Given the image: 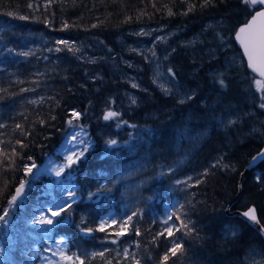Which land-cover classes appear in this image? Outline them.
I'll use <instances>...</instances> for the list:
<instances>
[{"label":"trees","instance_id":"16d2710c","mask_svg":"<svg viewBox=\"0 0 264 264\" xmlns=\"http://www.w3.org/2000/svg\"><path fill=\"white\" fill-rule=\"evenodd\" d=\"M7 3L13 7H0V88L6 90L0 92V123L8 127L0 132L14 140L21 138L12 132L15 124L31 129L32 134L23 138L29 145L23 155L32 156L40 167L49 157L62 159L59 149L70 131L66 121L75 109L82 114L75 123L84 125L93 142L80 162L65 171L64 177L71 171V182L81 199L70 209L71 222L57 225L51 233L53 241L67 236L69 255L78 250L123 248L138 241L140 246L133 245L129 251L137 253L141 264H161L170 240L178 238L183 240V254L171 257L167 264H252L264 260V239L259 232L227 213L228 208L231 212L253 205L264 226V162L241 182L245 166L264 142V108L260 107L264 98L255 84L258 78L248 69L234 40L238 26L251 16L250 8L240 0H215L214 6L203 9L199 7L202 0H57L47 14L41 8L35 14L40 19H35L25 7L26 0ZM188 3L196 9L181 15ZM165 5L175 14L168 15ZM8 11L17 15L8 16ZM127 17L131 19L125 22ZM65 20L70 27L62 30ZM73 22L75 27H71ZM142 28L175 32L162 63L175 72L182 95H166L153 82L150 60L130 46ZM57 40L75 41L80 52H49V48L64 49L54 43ZM30 50V56L19 54ZM122 58L133 62L134 68L122 63ZM128 72L136 74L133 82L138 88L131 87ZM219 78L225 79L226 87L219 85ZM193 93L192 99L179 103ZM130 96L136 97L135 105L130 104ZM39 97L44 101L31 103ZM111 100L115 103L110 104ZM109 107L121 113L120 119L127 123L117 127L115 120H103ZM38 117L47 124L36 123L32 128ZM230 119L236 123L228 124ZM201 131L204 137L188 152L195 143L194 135ZM109 138L119 144L108 148L105 141ZM221 155L234 171L211 168ZM22 163L17 159L16 171L4 174L8 184L0 195V207H6L18 182L28 179L19 171ZM206 169L208 175L201 176ZM187 177L193 178L192 187L175 183ZM59 179L41 172L31 188H26L24 206L11 212L7 228L0 227L7 250L0 264H39L37 253L53 246L39 231L41 226L29 221L37 209L63 198V185L56 182ZM197 179L201 183L196 184ZM105 184L107 190L99 198L88 199V192ZM178 204L186 205L188 216L181 218L185 222L190 219L196 232L184 234L173 229V237L160 236L153 242V236L162 230L160 221ZM137 209L143 215L134 217L133 224H139L141 235L136 236L130 228L118 245H102L103 232L83 236L77 228L82 216L87 218L86 226L95 228L100 217L115 216L119 224L121 217ZM250 250L260 252L261 257L246 260ZM106 255L111 258L115 253ZM117 261L132 264L130 257H117L113 264Z\"/></svg>","mask_w":264,"mask_h":264},{"label":"snow or ice","instance_id":"6c2138e0","mask_svg":"<svg viewBox=\"0 0 264 264\" xmlns=\"http://www.w3.org/2000/svg\"><path fill=\"white\" fill-rule=\"evenodd\" d=\"M57 2V0H26L25 7L30 10L32 13V18L40 19V16L35 15L43 8L44 13L47 14L50 6ZM186 2V0H185ZM240 2L245 5L246 7L250 8L252 11L251 18L248 19L243 26H241L238 31L235 33V40L239 42L240 45L243 47V52L247 57V66L253 71V73H258L261 79H256L255 84L258 89L262 92V98H264V0H240ZM215 0H202V3L199 5L201 9L214 6ZM0 7H13L11 4L7 3V0H0ZM155 8V4H153ZM167 8L168 15H174L175 13L172 12L171 8H168L167 5L164 6ZM196 9V5L193 3L187 4V10L182 11L181 15H187L189 12L194 11ZM258 9V10H257ZM160 11V9H156ZM141 13L140 15H143ZM8 16L17 15L14 11H8ZM52 16L55 13H51ZM20 19H29V16H19ZM137 18L139 19L140 16L138 15ZM131 17H127V20H130ZM44 23L49 24L51 26V21L45 19ZM76 22H73L71 27H75ZM70 27L68 21L62 22V30L68 29ZM91 27H97V24H92ZM150 33H146L143 30L137 33V35H148ZM224 37L221 36V40ZM157 41L163 42L165 37L158 36L156 37ZM56 45H63L64 49L60 47L49 48L48 51H62L67 50L73 52L74 54L80 52V48L76 46L75 41H68V40H57L54 41ZM155 45L153 46V48ZM12 51V50H9ZM152 56L155 57L156 53L154 50H150ZM173 51H175L173 49ZM23 56H30L32 55V51H26L19 53ZM147 58V57H146ZM167 59V57H165ZM95 62V61H91ZM131 67V65H129ZM167 72L170 74L171 80L175 78V72L172 68H168ZM220 77L223 74H219ZM161 79L159 74L154 76L153 82L158 83ZM170 80V82H171ZM131 83V87L138 88L139 85L135 82L129 81ZM23 83V81H20ZM218 83L221 87H226V81L223 78L218 79ZM159 87L166 95L172 94V89L167 87L164 84H159ZM6 91L5 89L0 88V92ZM21 91H34V89H21ZM194 93L192 95L186 96V99H181L179 103H185L186 100H190L194 97ZM130 104L135 105L137 103V99L135 96L129 97ZM44 101V97H39L38 100H32V104H39ZM110 104H114L115 101L111 100ZM261 108H264V103L260 105ZM81 112L76 111L75 109L70 110L69 119L66 121V124L72 131L68 132L65 145L62 146V152L64 153V160L61 164H57L53 166L52 162L49 161L48 166L43 169L36 164L35 159L32 156L25 157L23 155L24 149L27 148L29 145L25 144L23 138H27L32 134L31 129H25V127L17 123L14 125L12 132L13 134L18 133L21 138L12 139L11 137L4 138L6 136L5 133L0 132V182H2V187H0V195H3V192L7 188V178L4 176L5 173H14L16 171V160L19 159L23 161L21 164L19 171H21L25 177L28 179H21L18 184L15 186L14 192L10 195V197L6 200V207H0V227L7 226L9 219H10V212H15L17 208H21L24 206L26 200V188L30 189L32 182L41 174V172L48 173L50 175H54L55 177H63L62 179L57 180L58 184L63 185L62 189V196L61 200H53L51 204H45L41 208L37 209L34 213L35 218L29 221L32 225H39L40 232H43L46 236L47 240L53 246H50L46 249L47 252L52 253L51 256L45 257L46 264H92L93 261H97L98 264H113V260L117 257H123L124 260H128L129 257L131 258L132 264H141L140 259L137 258V253L130 252L129 249L135 245L137 248L140 246L138 241H133L131 244H128L127 247L123 248H116L110 249L108 247H103L101 251H91L88 252L86 250H78L72 252L70 255L68 254V237L67 236H60L58 239L53 241L51 233L54 231L57 225L61 224H68L72 220V213L70 209L72 208L73 204H76L81 197L77 195V188L75 184L71 182V171L68 172V175L64 177L66 170H71L73 165H76L80 162L81 158L85 156L88 152L89 148L92 146V141L90 138L85 139L88 136L84 125L75 123L81 117ZM121 113L113 111L111 107L105 110L102 119L105 121L108 120H115L117 122V127H120L121 124H126L127 121H123L120 119ZM51 120H55V116L50 117ZM36 123L41 125L47 124V121L42 118H37L36 121L32 123V128L35 127ZM236 120L230 119L228 120V124H235ZM8 125L0 123V129L7 128ZM135 127V125H132ZM79 128L80 131L76 132L75 129ZM47 139V137H45ZM105 144L108 148H112L119 144V141L116 139L109 138L105 141ZM17 146H19L20 151L17 152ZM264 162V150L257 152L249 162V167H255L258 163ZM211 168H221L224 170H235L232 165L224 162V156L221 155L217 158V160L211 165ZM36 169L37 171L34 172L33 170ZM169 172H172L173 169L169 168ZM201 176H207L208 170L206 169L203 173L200 174ZM192 177H187L185 180H177L175 183L177 185H184L185 188H190L193 186ZM67 180V183H65ZM256 180H260V176H256ZM196 184L201 183L200 179L195 181ZM107 190V185H101L99 188L96 189L95 192H88V199L91 200L94 197L99 198L104 191ZM194 196L195 193H192ZM190 204L191 201H188ZM173 210L167 215V217L160 221L162 225V230L156 233L153 236V242H155L158 237L165 236L166 238H171L174 236L173 229L175 231L180 232L183 231L184 234H191L196 232L195 227L190 226L192 221L187 219H182L181 217L187 218L188 213L185 204H178L173 205ZM143 213L141 210H133L131 214L126 215L120 218L119 224H117V219L115 216H107V217H100L96 222V227L86 226L87 225V218L82 216L80 224L77 225L79 232L83 236H91L94 232H103L105 233L104 241L101 242L102 245L105 242H110L113 245H118L120 242V237L125 236L128 233L130 228H134V234L136 236L141 235L140 226L138 223L133 224L134 217L142 216ZM242 215L247 217L249 221L259 223V220L256 215L255 207H250L247 211L243 212ZM173 217H175L176 222L170 223L173 221ZM59 218V219H57ZM153 223H156L154 220ZM116 226V227H113ZM264 227V226H262ZM118 229V230H117ZM235 235V232L232 233ZM179 240V242H178ZM3 249L0 248V254H2ZM115 253V255L109 258V255L106 253ZM183 254V240L182 238L178 239H171L170 240V247L167 248L164 255L161 258V264H167V261L171 257H176L177 254ZM53 257H58V259H53ZM117 264H121L120 261H117ZM252 264H264V260L261 261H253Z\"/></svg>","mask_w":264,"mask_h":264},{"label":"rangeland","instance_id":"374dc122","mask_svg":"<svg viewBox=\"0 0 264 264\" xmlns=\"http://www.w3.org/2000/svg\"><path fill=\"white\" fill-rule=\"evenodd\" d=\"M141 30H143L146 33H150V34L138 35L137 37H135L131 41L130 46L132 48L137 49L139 52H141L144 55V57H147L150 60L151 65H152L153 77L156 74H159V76L161 77V79L158 81V83H156L158 85V87H159V84L162 83V84L166 85L167 87L171 88L173 90L172 92L176 93L177 95H182L183 93L181 92V86H180L181 84L175 78H174V80H171L170 74L167 72V69L165 68V66L162 63L163 55L166 56L168 54V53H166V51H168L170 48V38L175 32L173 33L170 31H166V30H163L162 28L157 29V30L152 29V28H149V29L143 28V29H140L137 33L141 32ZM158 36L165 37V40L163 42L157 41L156 37H158ZM154 45H155V47L153 48ZM150 50L155 51V53H156L155 57L152 56V53ZM235 55L237 56V57H235V59H237L239 57V55L238 54H235ZM122 59H123L122 63H127L128 65H131L133 63V62H131V64H130V61L126 62L124 60L125 58H122ZM131 67L134 68V65ZM128 73L130 74L128 76V78L133 82L136 74L133 72H128ZM170 80H171V82H170ZM70 131H72V129H70ZM75 131L79 132L80 129L76 128ZM86 132H87V134H89L87 130H86ZM204 135H205V133L202 131L198 132L196 135H194L193 140H195L194 141L195 143L187 151L188 152L192 151L194 149V147L197 145L196 140L197 139L200 140L201 138L204 137ZM66 137L64 138V140L60 146V149H59V152L61 153L62 159H58L56 157H49L48 160L42 166H40V169H43L46 166H48L49 161L52 162L53 166H55L57 164H61L63 162L64 153L62 152L61 149H62V146L65 145ZM88 138H90V137L89 136L85 137V139H88ZM180 162H182V161H179L178 163H180ZM176 163L177 162L174 163L175 166H176ZM33 171L36 172L37 170L34 169ZM55 178L59 179L58 177H55ZM11 219H12V213L10 212L9 222ZM9 222H8L7 226H4L5 228H7L9 226ZM0 231H1V228H0ZM0 248L3 249L2 254H0V260H1L5 257V254H7V250H5L1 238H0ZM37 254H40L39 264H46V260L44 258L52 255V253L47 252V251L39 252ZM250 257L260 258L261 254H260V252H258L256 250H250L246 256V260L249 261ZM53 259L54 260L58 259V257H53Z\"/></svg>","mask_w":264,"mask_h":264},{"label":"water","instance_id":"95a60500","mask_svg":"<svg viewBox=\"0 0 264 264\" xmlns=\"http://www.w3.org/2000/svg\"><path fill=\"white\" fill-rule=\"evenodd\" d=\"M258 10V9H257ZM251 18V16L249 17V19ZM245 23H243V24H241V25H239L238 26V28L236 29V31H235V33L238 31V29L241 27V26H243ZM235 33H234V40H235ZM235 42H236V44H237V46L240 48V50H241V53H242V56H243V58H244V60H245V62H246V65H247V57H246V55L244 54V52H243V47H242V45H240L239 44V42L238 41H236L235 40ZM248 67V66H247ZM248 69L253 73V71L248 67ZM255 76H257L258 78H260V76H259V74L258 73H253ZM261 150H264V142H263V146H262V148L260 149V151ZM259 151V152H260ZM256 155V154H255ZM252 159V158H251ZM251 161V160H250ZM249 161V162H250ZM259 164V163H258ZM257 164V165H258ZM256 165V166H257ZM254 167H249V163L245 166V168H244V170H243V172H242V174H241V182L243 181V179H244V177L253 169ZM241 193V192H240ZM240 193L237 195V197L235 198V200L239 197V195H240ZM250 207H253V205L252 206H250ZM250 207H248V208H246V209H244V210H233V211H231L230 212V210H229V208L227 209V213L229 214V215H231V216H238V217H240L241 219H243V220H245L248 224H250L253 228H255L258 232H259V234L262 236V238L264 239V227H262L263 225L261 224V222H260V220H259V218H258V215H257V210H256V215H257V218H258V220H259V223H255V222H251V221H249V219L247 218V217H244L243 215H242V213L243 212H245V211H247ZM255 207V206H254ZM256 209V208H255Z\"/></svg>","mask_w":264,"mask_h":264},{"label":"bare ground","instance_id":"6f19581e","mask_svg":"<svg viewBox=\"0 0 264 264\" xmlns=\"http://www.w3.org/2000/svg\"><path fill=\"white\" fill-rule=\"evenodd\" d=\"M237 49V48H236Z\"/></svg>","mask_w":264,"mask_h":264}]
</instances>
